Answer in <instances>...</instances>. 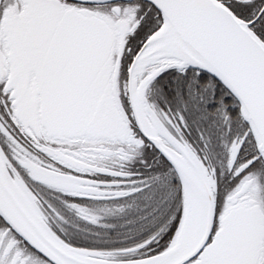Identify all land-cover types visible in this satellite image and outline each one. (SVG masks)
<instances>
[{"label":"snow or ice","instance_id":"1","mask_svg":"<svg viewBox=\"0 0 264 264\" xmlns=\"http://www.w3.org/2000/svg\"><path fill=\"white\" fill-rule=\"evenodd\" d=\"M0 264H264V0H0Z\"/></svg>","mask_w":264,"mask_h":264}]
</instances>
